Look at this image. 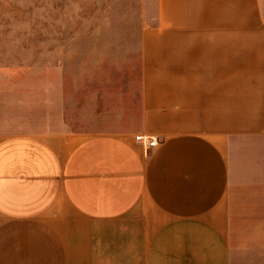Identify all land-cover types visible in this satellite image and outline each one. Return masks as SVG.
<instances>
[{
    "label": "crops",
    "instance_id": "0c3cea01",
    "mask_svg": "<svg viewBox=\"0 0 264 264\" xmlns=\"http://www.w3.org/2000/svg\"><path fill=\"white\" fill-rule=\"evenodd\" d=\"M141 1L92 63L0 70V264H264L263 2Z\"/></svg>",
    "mask_w": 264,
    "mask_h": 264
},
{
    "label": "rangeland",
    "instance_id": "374dc122",
    "mask_svg": "<svg viewBox=\"0 0 264 264\" xmlns=\"http://www.w3.org/2000/svg\"><path fill=\"white\" fill-rule=\"evenodd\" d=\"M143 14L141 0H0V70L56 65L68 73L102 57L90 34L136 31L147 24Z\"/></svg>",
    "mask_w": 264,
    "mask_h": 264
},
{
    "label": "built area",
    "instance_id": "2783aa9c",
    "mask_svg": "<svg viewBox=\"0 0 264 264\" xmlns=\"http://www.w3.org/2000/svg\"><path fill=\"white\" fill-rule=\"evenodd\" d=\"M137 139L138 141L143 142L145 144L146 149L153 148L158 145V139L152 136L140 134L137 136Z\"/></svg>",
    "mask_w": 264,
    "mask_h": 264
}]
</instances>
